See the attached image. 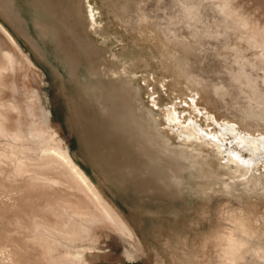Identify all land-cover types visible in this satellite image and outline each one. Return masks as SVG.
Masks as SVG:
<instances>
[{
	"label": "rangeland",
	"instance_id": "obj_1",
	"mask_svg": "<svg viewBox=\"0 0 264 264\" xmlns=\"http://www.w3.org/2000/svg\"><path fill=\"white\" fill-rule=\"evenodd\" d=\"M1 1L20 26L21 33L36 41L40 52L32 49L0 14V23L21 47L13 46L0 29V68H3L0 111L8 117L5 123L9 132L25 136V141L14 143L0 135V151L22 159L36 156V152L50 146L51 142L61 145L65 151L73 148L77 163L94 179L103 195L115 202L110 200L109 205L125 223L130 236H122L109 225L94 224L86 232L83 228L88 224L74 220L70 232L77 239L57 247L55 254L63 255L67 264H264L262 176L255 177V183L252 181L249 187L233 188L227 184L233 181L236 171L234 163L225 159L226 150L239 151L243 159L249 154L227 143L230 137L222 142L227 149L218 150L207 138L191 137L184 142L182 134H173L170 135L172 143H186L193 156L206 159L207 165L195 161L196 170L188 169L176 175L160 162L148 163L146 171L141 170L147 161L137 157L135 141L128 140L130 147L123 140L118 123L112 126L108 138V122L102 121L96 137L90 127L78 119L65 91L81 93V90L72 81L69 65L51 38L56 24L71 29L76 24L74 28L88 38L90 45L85 44L81 49L94 50V54L85 52L78 66V77L90 97H102L108 110H112L111 105L116 104V100L119 103L125 100L118 89H113L125 79L138 91L139 101L135 103H143L154 111L160 128L165 129L170 121L163 114L169 115L175 108L178 114L191 117L206 132L217 129V123L223 119L246 121L264 129L261 48L246 36L248 31L238 25V20L246 17L264 27V0H51L54 7L60 3L52 17L32 0ZM88 16L95 22L92 20L93 24L85 27ZM38 22L52 24L48 34L42 33ZM6 53L14 54L13 69L6 68ZM89 55L93 57L90 61ZM53 70L61 76L57 77ZM191 97L198 103L194 108ZM129 101H126L127 107L133 108L134 102ZM250 111L256 116L249 115ZM208 114L217 123L211 121ZM171 126L175 129L173 124ZM28 133L41 135V141ZM26 144L36 151H28ZM111 150L120 152L118 157L125 161L117 168L113 165L116 169L126 173L133 168L132 162L140 168V175L135 177L134 174L130 179L125 178L122 185L113 186V194L103 188L98 180L99 167L94 164L95 155L96 161L111 165L113 159L108 155ZM3 158L0 157V218L6 220L13 217L17 206L28 204L22 190L23 181L11 180L8 171L13 166L12 161ZM254 167L255 172L264 173V156L258 158ZM64 187L59 188L67 191ZM2 224L0 264H14V253L27 256L34 264H49L27 251L46 247L38 239L32 240L35 228L32 224L24 222L25 229L9 221ZM243 231L250 234L242 239L243 256L232 258L223 253L225 247L233 249V242Z\"/></svg>",
	"mask_w": 264,
	"mask_h": 264
},
{
	"label": "bare ground",
	"instance_id": "obj_2",
	"mask_svg": "<svg viewBox=\"0 0 264 264\" xmlns=\"http://www.w3.org/2000/svg\"><path fill=\"white\" fill-rule=\"evenodd\" d=\"M40 1L41 0H32L35 6L40 5L41 7H43L44 10H46L50 14V17H52L51 15H53V13L56 12V10L60 5V3L55 4L56 6L54 7V5H52L53 3H51V0H42V2ZM73 11L75 12V9L72 10V12ZM76 12L78 13L79 11ZM0 14H2V16L5 17L6 20L12 25V27L16 30L18 35H21L28 42V44L31 46L32 49L40 52L39 51L40 49L36 41L30 39L25 34L21 33L20 26L17 24L14 17L11 16V14L6 9V7L4 6L1 0H0ZM92 16L91 17L88 16L91 21L88 19L87 23L84 24L85 27H87L86 25L88 24L91 25L93 20ZM58 20L60 19L58 18ZM94 20L93 23L95 22ZM238 21H239L238 25L241 28L248 31V34L246 36L247 37L250 36L252 39H254L255 43L261 48L260 54L264 61V27H259L258 24L253 23V21L250 19H246V17L241 18ZM37 24L40 27L42 33L45 34H48L49 33L48 28L52 27V24H47L43 22H38ZM61 25L62 27L59 24L53 26L55 27V32L53 33L51 38L54 40L58 50L62 52L63 59H65L66 64L69 65V75L72 81L75 84H77V86L80 88L81 93L79 92L67 93V91H65L66 90L65 84L61 80L62 90L65 91V94L67 95L68 99L73 104L78 119L83 120V122H85L90 127L91 133L94 136L97 137L102 121L108 122V126H109V131H107L108 138L109 136L111 137V133L113 129L112 126L118 123L119 124L118 130L121 137H123V140H126V142L129 144L130 147L132 145L131 143L128 142V140L132 139V142L135 141L136 143H134L135 144L134 147H136L137 149V154L134 151L135 154L137 155V157L141 156V158H139L140 160L142 159L144 161H147V163L145 162L146 163L145 166L143 167L141 166V170L144 169V171H146V168H148V163L160 162L162 163V165L164 164L167 167V169L168 168L171 169L175 175L184 174V172L188 169L194 170L195 166L193 162L195 161L197 162L200 161L199 163L203 164V166L205 164L207 165L206 159L200 160L197 159L195 156H193L192 149L190 147H187L186 143H184L186 142V139H189L191 137H198L197 139L207 138V142L208 141L211 142L216 147V149L220 150L221 148H226L222 146V142L225 141L227 137H230V139L226 140L227 143L233 144V146L236 149L237 148L240 149V151L242 150L246 151L249 154L248 155L249 157L247 159H243L240 157L241 155H239V151L232 152L229 151L227 148H226L227 150L225 149L226 150L225 159L226 160L228 159V161H232L234 163L233 170L236 171V173L232 175L233 181H231L230 183L227 181L225 182H227V184H230V186L232 185V187L235 188L237 186H241V187H244L246 185L248 186L255 179V177L257 178L262 176L261 178L264 181V173L255 172V170H253L254 168H256L254 167V165L257 164L258 158L264 156L263 128L256 127L253 124L246 121L239 122L236 120L223 119L221 123H217L214 117L208 114L211 118V121H215L217 123V129L214 130L210 129L209 131L206 132L204 131V129L202 130L200 124H197L196 122L192 121L191 117L190 119L188 117L186 118L178 114L175 108H172L173 112L170 111L169 115L163 114L164 118L166 117L170 121H169V125L165 124L166 125L165 129L160 128L158 127L159 126L158 123L160 120L158 121L157 120L158 118L154 117V111L152 112L151 109L145 107L143 103L140 104L135 103L139 101L138 91L135 88L132 89L129 86L130 84L129 85L127 84L128 83L127 80L125 79L122 80V76L124 73H122L120 76L122 80L120 82V86L114 85L113 89L114 90L118 89V91L122 94V95L120 94V97H124L125 100H123L122 103H119V101L116 100V104L112 103L111 105L112 110L106 109L104 103L102 102L103 98L99 96L90 97L86 86L82 83V81H80L78 77V66L81 60L83 59L82 58L83 55H86L87 52L94 54L93 53L94 50L84 51L83 49H81L85 44L90 45L89 41L87 40L88 38L87 37L85 38V35L82 34L83 32L80 33L77 29L74 28L77 26L76 24L72 26L73 29L67 28L66 25L64 24ZM0 29L9 38V41L12 43L13 46H15L17 49L21 48L17 43L16 39H14L11 36L10 31L2 23H0ZM13 55L11 53L5 54L6 68L8 67L12 69L14 68L15 58ZM90 57L91 55H89V61L93 58ZM2 69L3 68H0V73ZM53 73L57 77L61 76L57 70L56 71L53 70ZM199 93L201 94V92ZM127 100L134 102L133 108L127 107V102H126ZM191 102L193 108L196 107V105L198 104V103L196 104L195 98L193 97H191ZM106 113H108V115H106ZM249 115L256 116L255 114L252 113V111L249 112ZM112 116L114 117L112 118ZM0 117L2 121L0 123L1 136L9 137L14 143H17L19 141H25V136L21 135L20 133L11 134L9 132L5 123L8 119L5 112L0 111ZM171 124L174 125L175 129L171 126ZM173 134H177V135L182 134L181 138L184 140V142L181 144L172 143L170 140L171 138L170 135L173 136ZM29 136H31L33 139L41 141V137H40L41 135L37 133H31L29 134ZM34 145L35 144L33 143V146ZM207 145L208 144H206V146ZM26 149H28V151L29 150L36 151L32 146L30 145L27 146V144H26ZM200 150L201 149H199V151ZM109 153L110 154L108 155L110 156V158L113 159L112 162L110 163L111 165H109L107 159L105 160H107L106 162L108 164L107 163L103 164L102 161L101 162L100 161L98 162V160L96 161L95 155H94V160H95L94 164H96L99 167L98 172H100L101 175H100V179L98 180L103 185V188L113 194L115 193L113 186L116 187L117 185L118 187L119 185H122L123 180L125 178L130 179L134 174H136L135 177L137 175H140V168L136 162H132L133 168L132 169L130 168L126 173L123 170H118L116 169L117 165L125 163L124 159L118 157L119 156L117 155L118 152H116L115 150H111ZM201 153H203V151ZM0 157L2 158L7 157L9 158L10 161H12L13 166L11 170L8 171L10 174L9 177H11V180H13L14 182L15 180L23 181L22 184L24 185V189L22 190L24 194H26L25 200L28 204V205L21 204L17 206V210L13 212L12 218H8L5 220L4 218L1 217L0 229L2 230L1 225H3L2 223L5 221H9L11 222V224L13 223L18 228H24L25 227L24 222L32 224L35 227L34 231L32 232L33 234L32 236L34 238V239L32 238V240L38 239L39 241L43 242L45 244L44 246L46 247L39 248L38 250L27 249L29 253H33L34 255H36V257H39L40 259L46 261L49 264H67L62 258L63 255L55 254V251L57 247L64 245L67 242L75 241L77 239L76 235L70 232L71 229L70 225L73 223L74 220H77L78 222H86L88 226H85L83 228V230L86 232L89 230L90 226L94 224L109 225L112 228H114L118 233H120L122 236L125 237L128 236V231L125 223H123L118 218L116 213L112 211V208L109 205L110 200L113 203L115 202L113 201L112 198L109 199L105 195H103V192L94 182V179L85 171V169L79 163H77V161L75 160V154L73 148L69 147L65 151L61 145L51 142L50 146L46 145L45 147H42V149L39 152H36V156L34 157L27 158L22 156L23 157L22 159H18L17 157H14L13 154H8L6 151H0ZM219 164L218 166L221 167ZM113 165H115L116 168ZM211 167H215V166H211ZM215 168H218L217 165ZM196 169L197 168H195V170ZM200 172L202 173V171ZM208 174H212V173H208ZM195 175L196 174H194V176ZM214 176L216 177L217 175ZM194 179L196 178L194 177ZM202 182L203 181H201V183ZM219 182L220 181H218V183ZM258 182L256 181V184H258ZM64 185H65L64 188H66L67 191H62L59 188ZM259 190L261 191L263 189H259ZM72 200H74V202ZM31 203L32 204L38 203V205L33 206ZM47 221L50 222L47 223ZM5 224H7V222ZM131 229L134 232L136 238H138L136 235L137 232L135 233L132 227ZM247 235L250 236V234L246 231L240 232L238 235V239L235 242H233V240L231 239V241L234 243L233 249L230 250L231 247H225L222 250V252L225 253L226 255H229L232 258H239L241 254L244 253L242 251L244 248V243L242 239ZM249 244L251 243L249 242ZM14 258H15L14 264H34L30 261V259H28L27 256H22L14 253ZM69 264L71 263L69 262Z\"/></svg>",
	"mask_w": 264,
	"mask_h": 264
}]
</instances>
